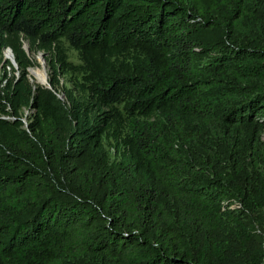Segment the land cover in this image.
<instances>
[{
	"label": "trees",
	"instance_id": "1",
	"mask_svg": "<svg viewBox=\"0 0 264 264\" xmlns=\"http://www.w3.org/2000/svg\"><path fill=\"white\" fill-rule=\"evenodd\" d=\"M261 117L264 0H0V264H264Z\"/></svg>",
	"mask_w": 264,
	"mask_h": 264
},
{
	"label": "water",
	"instance_id": "2",
	"mask_svg": "<svg viewBox=\"0 0 264 264\" xmlns=\"http://www.w3.org/2000/svg\"><path fill=\"white\" fill-rule=\"evenodd\" d=\"M23 48L25 49V51L29 54L30 50H29V45L27 42H24L23 43ZM4 57L6 59H9L11 61V63L14 65V67L16 68L17 67V64L15 62V59H14V56H13V52L11 50L10 47L6 48L5 49V53H4ZM10 54V55H9ZM38 63L42 66V68L44 69L45 71V74H46V80L44 82H40L41 84H47L48 85V79H47V73H46V70H45V58H44V53L43 52H39L37 54V57H36ZM30 71V68L28 69ZM61 99H64V94L61 93L58 95Z\"/></svg>",
	"mask_w": 264,
	"mask_h": 264
},
{
	"label": "rangeland",
	"instance_id": "3",
	"mask_svg": "<svg viewBox=\"0 0 264 264\" xmlns=\"http://www.w3.org/2000/svg\"><path fill=\"white\" fill-rule=\"evenodd\" d=\"M4 53H5V50H4ZM3 53V54H4ZM68 53H69V58H70V60H73V61H75V62H77L78 61V59H77V54H76V52L74 51V50H69L68 51ZM5 55V54H4ZM36 57H37V55H36ZM9 60V59H8ZM44 66H45V70H46V73H47V77H48V72H47V66H46V63L44 64ZM42 66L39 64V67L38 68H41ZM31 69H33V67H31L30 68V71H29V75H30V78H31V80L32 81H34L35 83H40V82H37L35 79H34V77L32 76V74H31ZM41 84V83H40ZM263 118L264 117H261L260 119L261 120H263ZM222 208H225V206L227 207V206H230V205H232L233 204V206H236V207H238V203H235L234 202V200L232 199V201H228L227 199H224L223 201H222Z\"/></svg>",
	"mask_w": 264,
	"mask_h": 264
},
{
	"label": "bare ground",
	"instance_id": "4",
	"mask_svg": "<svg viewBox=\"0 0 264 264\" xmlns=\"http://www.w3.org/2000/svg\"><path fill=\"white\" fill-rule=\"evenodd\" d=\"M31 74L37 82H44L46 80V74L42 67H35L31 69Z\"/></svg>",
	"mask_w": 264,
	"mask_h": 264
}]
</instances>
